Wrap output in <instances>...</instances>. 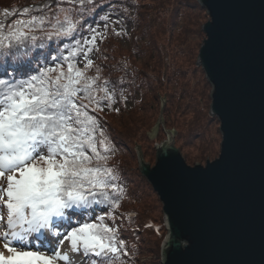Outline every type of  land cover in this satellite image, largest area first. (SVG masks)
I'll use <instances>...</instances> for the list:
<instances>
[{"label":"snow or ice","instance_id":"6c2138e0","mask_svg":"<svg viewBox=\"0 0 264 264\" xmlns=\"http://www.w3.org/2000/svg\"><path fill=\"white\" fill-rule=\"evenodd\" d=\"M75 2L85 4L34 0L19 13L5 9L0 20V264H128L130 251L115 223L127 189L110 163L116 148L97 115L113 110L124 80L103 78L91 58L103 33L89 28V36L74 39L83 23L62 5ZM54 40H68L70 46H58L52 56L36 51ZM125 99L120 93V101ZM224 102L241 148L246 131L242 96L226 89ZM173 160L174 153L160 155L151 173H161ZM186 175L181 169L176 179ZM96 206H103V215L92 219ZM86 214L90 222H81ZM187 238L190 247L182 253L177 249L180 257L193 249ZM45 239L51 248L42 244Z\"/></svg>","mask_w":264,"mask_h":264},{"label":"water","instance_id":"95a60500","mask_svg":"<svg viewBox=\"0 0 264 264\" xmlns=\"http://www.w3.org/2000/svg\"><path fill=\"white\" fill-rule=\"evenodd\" d=\"M196 1L208 16L196 66L211 87L209 116L219 123L221 143L218 158L190 167L175 148V131L164 127L160 114L151 136L161 126L165 139L154 146V165L135 149L139 173L161 204L166 234L160 263L264 264V0ZM226 89L243 99L241 148L226 113ZM168 152L175 160L161 173H151ZM181 169L187 175L178 181ZM187 237L193 249L180 257L177 249L182 253L190 247Z\"/></svg>","mask_w":264,"mask_h":264},{"label":"trees","instance_id":"16d2710c","mask_svg":"<svg viewBox=\"0 0 264 264\" xmlns=\"http://www.w3.org/2000/svg\"><path fill=\"white\" fill-rule=\"evenodd\" d=\"M140 0H93L91 5L87 4L85 0L84 5H80L75 2L73 5L64 4L63 7L70 8L75 13V18L79 19L83 23V30L74 39H82L89 34L88 29L94 28L98 24H103L104 37L103 42L99 43V51L95 52L94 63L102 68V77L109 79L113 82H118L121 78L124 80L122 87L117 89V103L113 106V110L105 109L103 112L98 113V117L101 122V127L110 137L112 143L115 145L116 153L112 157L110 163L115 165L121 176V183L127 189V198L121 202V207L117 211L116 215L118 219L116 224L126 222V227L121 226V236L126 240L127 247L130 251V257L125 258L128 264H161L160 263V251L156 250L158 245L154 242L152 236H158L162 240L166 234L163 221L161 224H156L154 217L161 219V204L157 199L156 194L151 189L150 185L141 176L138 170L137 157L134 147L140 146L144 159L148 162L154 160V149L151 148V140L148 137L152 125L154 123V117L157 115V86L162 87L163 80L154 71L163 64V55L161 44H158L154 35L151 34V26L148 18H145L146 12L141 11ZM34 0H0V20H3V12L5 9L9 11L15 9L17 13L22 11L23 7L32 5ZM162 13L164 15L168 13L167 18V39L168 45L170 40H174L178 37L180 30L184 29V36L177 41L175 46L185 47L188 39L195 40V44L198 48L199 41L203 37L200 31V25L207 19L206 11L203 9L196 0H164ZM171 5L170 8L165 7ZM108 19L105 20L104 18ZM110 17H113L117 21L120 29H114L110 24ZM20 18L10 17L11 19ZM8 22V21H5ZM107 23V28L104 25ZM124 26H129L130 44L125 49L126 52H122L120 57L113 52H106L107 45L112 42L115 37L113 30L120 32L124 30ZM166 32H164L165 34ZM156 36V35H155ZM65 45L70 46V41H46V49H37L36 51H46V55H56L58 46L63 48ZM193 45V43H192ZM193 45V48H194ZM174 46V47H175ZM173 47V48H174ZM190 45H188L189 49ZM189 49L187 52H171L170 58L172 62L168 65V68L177 65L178 54H182L181 57H187L191 61L193 53ZM192 57H189V56ZM110 56V58L108 57ZM112 56L115 57L114 63L110 64ZM108 57L107 59H105ZM43 59V58H42ZM11 71V70H9ZM178 72L184 76V70H178ZM193 72L203 75L201 68L194 67ZM205 85L209 86L205 80ZM120 93L126 97V99L120 101ZM185 93V90H184ZM174 97V96H173ZM172 97V100H173ZM170 100V99H169ZM168 98L166 103L169 102ZM188 101L185 96L180 98V102ZM119 108L117 112L114 109ZM174 108L173 104L166 105L163 110V119L166 128H175L169 116L171 110ZM180 110V109H179ZM197 108L193 104V98H189L187 104L183 105L179 112V117L184 116L186 113L196 112ZM189 111V112H188ZM156 114V115H155ZM199 114H196L198 117ZM199 118V117H198ZM218 121L207 116V124L209 125ZM195 127L188 131V136H183L177 129L175 135V146L183 152L186 146H193L196 139L199 140L203 136L201 131L206 132V126ZM192 132V133H191ZM219 134V131H218ZM160 135H158L159 140ZM164 136H162V140ZM211 143L213 141H210ZM210 143V144H211ZM204 154L200 157V160H204L207 157H215L216 152L212 149V146H205ZM214 147V146H213ZM187 164L192 165L195 160L188 158V155H184ZM199 160V159H198ZM153 200L155 205H150L148 199ZM130 202L132 204L130 205ZM138 204L136 208H133V204ZM133 209L127 210L126 207ZM103 206H96L94 210H90L92 214L103 215L101 208ZM143 209L141 213L139 210ZM133 213L134 216L130 217L127 214ZM148 214L146 215V213ZM123 214V215H121ZM151 214V219L147 216ZM92 216V219H94ZM127 217V218H126ZM146 218V219H143ZM81 222H90L87 214L85 217L80 218ZM131 221V222H130ZM74 222V221H73ZM108 224H112V221H106ZM76 223V221H75ZM145 225H151V227H145ZM159 229V232L156 229ZM162 231V233H161ZM154 246V247H152ZM152 254V255H151Z\"/></svg>","mask_w":264,"mask_h":264},{"label":"rangeland","instance_id":"374dc122","mask_svg":"<svg viewBox=\"0 0 264 264\" xmlns=\"http://www.w3.org/2000/svg\"><path fill=\"white\" fill-rule=\"evenodd\" d=\"M170 3H173V0H170ZM164 4V0H140L139 1V5H141V11L144 10L145 14V18H148L149 20V24H150V28H151V34L154 35L155 39L157 40L158 44H161V49L164 59H163V64H160V66L154 71V73L156 74V76L158 74L161 73V75H159V77L163 80V84L162 87L159 88L157 86V97H158V101L157 103L159 104L158 108H157V115L154 117V123L152 125L151 130L153 129V127L156 125L157 120L161 114L162 119H163V110L165 109L166 105L169 106L170 103L173 104L174 108L171 110V115L169 116V120H171L174 124L175 128H171L172 130L178 131L185 137H187L188 131H190L191 129L195 128V127H203L204 130V126H206V132L201 131V133L203 134V136L201 138H199V140L196 139L195 143L193 144V146H186L185 150L183 152H181L176 146L175 148L178 149V151L180 152L182 158L184 159L185 163L187 164L184 155H188V158L195 160L194 163L192 165L187 164L190 167H193V165L195 164H199L201 166H204L205 163L208 162H212L213 160H215L216 158H218L219 155V148H220V143H221V135L220 133L218 134V128H219V123L216 124L215 122H212L209 125L207 124V116L209 114V106H210V92H211V87L206 86L205 85V76L200 75L199 73H196V76L194 75L195 72H193L194 67L196 66V59L198 56V51L200 46L202 45L205 36L203 34V37L200 39L199 41V46L197 48L195 44V40L191 41V38L188 39V42L186 44L185 47H178L175 46V44H177V41L180 38H183L184 36V29L185 27H183L180 32L179 35L176 39L174 40H170L169 43L172 44V46L170 47L168 45V33H167V22L168 19L167 15L168 13H166L164 15V13H162V9H163V5ZM170 8L171 5L165 6ZM206 13V12H205ZM207 15V14H206ZM208 21V16L207 19H205L202 24L200 25V31H201V27ZM110 24L114 27V29H120V27L117 24V21H115V19L113 17H110ZM94 28H96L98 31H100L101 33H104V28H103V24H98L96 26H94ZM119 31V30H117ZM164 32H166L164 34ZM120 35L118 37H115L114 40L112 42L108 43V47L107 49H105L106 52H113L114 54H116L115 56H119L120 54L123 52H126L125 49L128 47V45L130 44V36H129V26H124V30L120 31ZM156 35V36H155ZM89 36V34L87 35ZM85 36V37H87ZM100 41L98 40V46H99ZM194 48H193V45ZM188 45H190L189 49H192L190 52L193 53V57L190 55L189 57H192L191 61H189V59L187 57H181L182 54H178L177 58H179L177 61V65H175V67H171L168 68V65L170 64V62H172L171 58H170V53L171 52H187L188 49ZM175 46V47H174ZM174 47V48H173ZM110 58V56H108ZM106 57V59L108 58ZM91 58L94 60L95 58V52L92 53ZM115 61V57L112 56V58L110 59V64L114 63ZM82 67V65H81ZM197 67V66H196ZM184 70L185 74L184 76H182L178 70ZM157 71H160V73H158ZM95 74V70L93 69L89 75H93ZM207 82V81H206ZM185 90V93H184ZM174 96V97H173ZM185 96V99L187 98L189 101V98H193V104L194 106H196L197 110L196 112H200L199 113H186L184 116L179 117L178 115L179 112L181 111L183 105L187 104L188 101H184L180 102V98ZM173 97V100H172ZM169 100L168 103H166V100ZM163 102V104H162ZM180 109V110H179ZM196 114H199L198 117L196 116ZM163 124L164 127L165 123H164V119H163ZM168 129V128H166ZM151 130L150 132H148V137L151 140V148L154 149L155 145L160 144L164 139V133L161 129V126H159L157 133L155 134V136H151ZM170 130V129H168ZM192 133V132H191ZM158 135H160L159 140L158 139ZM162 136H164V139L162 140ZM210 141H213L212 143ZM211 143V144H210ZM175 145V142H174ZM205 146H212V149H214L213 151L216 152V156L215 157H207L204 160H200V157L204 154V150L206 149ZM214 146V147H213ZM137 147H139L141 154L143 156L142 153V149L140 146H136L134 147V149H136ZM155 153V151H154ZM205 156V154H204ZM144 159V156H143ZM199 159V160H198ZM144 161L146 163H149L151 166L154 165L155 163V156H154V160L152 162H148L144 159ZM148 203L150 205H155L156 203L151 200L150 198L147 200ZM155 203V204H154ZM132 204V202H130V205ZM139 203L137 204H133V208H136L138 206ZM131 207H126L127 210H131L133 209ZM141 213L144 211L143 209L140 208L139 210ZM161 211V219H159V217L156 216L154 217V221L156 222V224H161V220L163 221V216H162V210ZM148 214V212L146 213V215ZM130 217H133L134 214L131 212L130 214H127ZM92 216H94V213L92 214ZM149 219H151V214H149V216H147ZM78 218V214L73 216L72 219V223L75 224V221ZM146 219V218H143ZM74 221V222H73ZM120 226L122 227H126V222L120 223ZM61 231H63V229H60ZM162 233V231H161ZM165 237V236H164ZM154 242H157L158 245L156 247L157 251H160V247L162 244L163 239L161 240L160 237L158 236H152ZM44 241H46V243L42 242L43 245H47L48 248H51L52 242L50 239H45ZM154 247V246H152ZM152 255V254H151Z\"/></svg>","mask_w":264,"mask_h":264}]
</instances>
